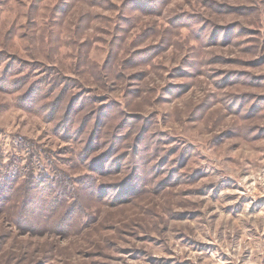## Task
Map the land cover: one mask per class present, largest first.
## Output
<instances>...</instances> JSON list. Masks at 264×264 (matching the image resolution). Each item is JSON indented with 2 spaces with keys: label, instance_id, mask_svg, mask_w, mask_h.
Segmentation results:
<instances>
[{
  "label": "rangeland",
  "instance_id": "rangeland-1",
  "mask_svg": "<svg viewBox=\"0 0 264 264\" xmlns=\"http://www.w3.org/2000/svg\"><path fill=\"white\" fill-rule=\"evenodd\" d=\"M79 92L93 104L76 114ZM106 105L103 141L143 134L140 194L117 203L83 189L119 192L135 137L106 177L91 176L74 137ZM124 118L135 124L118 130ZM10 164L21 178H66L81 218L55 204L5 208L0 264H264V0H0V166Z\"/></svg>",
  "mask_w": 264,
  "mask_h": 264
},
{
  "label": "trees",
  "instance_id": "trees-1",
  "mask_svg": "<svg viewBox=\"0 0 264 264\" xmlns=\"http://www.w3.org/2000/svg\"><path fill=\"white\" fill-rule=\"evenodd\" d=\"M66 91V90H64ZM86 93L79 92L78 94H75L73 96V99L70 101L69 109L75 108L73 113H80V112H87V110H81L83 107L87 106L88 104H93V99L86 97ZM61 99V98H59ZM99 101V100H97ZM78 105V107H76ZM110 105L102 106L96 111L95 113L93 111L88 112L87 117L81 122L79 125V128L74 132V137H80L76 141H83V148L81 151H79L78 156L84 155V158L86 159V163H88L89 170L91 171V176L94 177L93 175H96V172L98 175L101 177H106L109 173H112L118 169H121L122 166V161L126 160L127 155L126 154V146L125 144L133 137L134 141L132 144H130V148L135 151L134 156L137 158L136 162H134L135 166L131 170V174L129 177H132L130 180H124V182L121 184L122 189L115 193L114 190L109 191L108 188L102 187V189H98L99 185H95V188L93 189V184L91 186L85 187L86 189L85 192L90 191L89 195L85 194V197L88 199L90 197L91 200H98L97 202H100V200H109V201H116L119 202L121 201V197L123 199L125 198H130V199H135L139 194H140V179H141V162H142V156L139 152L138 149L142 146V136L143 134H132L130 136L124 135L122 137L116 138V136H112L111 140H104L102 139L101 135L103 133V130H105V127H108V131H110V128L108 126L110 122L109 116H105L104 114L107 113V110L109 109ZM56 110V107H55ZM89 110V109H88ZM73 113L71 114L70 111L64 114V118L62 119L63 122H61L59 128H64L65 137H70V131L73 129L72 125H70L73 121ZM75 114V115H76ZM96 117V118H95ZM95 118V128H92V119ZM141 122V120H140ZM153 122L151 121H144L142 130L143 133L147 131L146 127H150V125ZM127 124H130L132 126L135 123L129 122L127 119H123L121 121V126L118 130H120L123 127H126ZM136 127V126H135ZM134 127V128H135ZM116 130V129H115ZM135 135V136H133ZM83 136H86L84 140ZM111 141V142H109ZM108 147V150L99 156V152L103 150L104 148ZM151 150L152 148L149 147ZM152 151V150H151ZM96 153L98 156H93ZM155 157H159L160 152L155 150L152 152ZM121 154L117 160L114 158L116 155ZM161 159V165H166L167 162H169V156L165 154V156L162 157ZM72 164L75 163L74 159H72ZM159 166V167H160ZM92 167H98L99 169L96 168V170H93ZM154 167H156V164H154ZM95 173V174H93ZM21 172L19 171H14L12 164L7 165L5 167L0 166V213L7 207H16L17 209L21 210L20 215H30L32 213H37L40 211V209H46L49 205L55 204L56 206L53 208V211L57 212V208L62 209V215H64L63 211H68L70 209V213L74 214L72 217L78 218L79 215H77L78 211L76 208L78 207L79 210V203L77 204L76 202L78 199L74 196V200L71 202V204L68 206V202L66 200L70 198L73 199L71 196V193H74L76 190L73 188L74 186L69 185L67 182H60L65 180L66 178H60L59 181L53 182V178H46L43 177L41 174H36V172H31L28 177L21 178L20 177ZM96 178V177H95ZM69 179V178H68ZM67 180V179H66ZM83 180H87L88 182L92 180L90 176H83ZM170 180V178L168 179ZM167 180V181H168ZM128 181L130 182L128 184ZM132 181H136L137 184H133ZM51 182V183H49ZM53 183H57L58 189H60V192H55L53 194H47V191H53L54 187L51 185ZM87 183V182H86ZM127 184V185H126ZM115 189V188H111ZM15 190H20V192L23 194V199L22 203L18 201V204L14 203L11 204V201H14L15 198L13 197V194ZM87 190V191H86ZM34 194H38L39 196H35ZM32 195V199H31ZM54 196L52 200H50L49 197ZM38 200V201H37ZM95 200V201H96ZM130 200H125L124 203H128ZM66 202V203H65ZM18 205V206H17ZM30 205H35L33 210H28L27 213L25 212L27 209H29ZM21 208V209H20ZM8 209V208H7ZM67 209V210H65ZM61 213V212H58ZM84 213H82L83 215ZM63 217V216H61ZM71 217L68 216L67 220L68 222L72 223L74 219H70ZM81 217L77 219V221H80ZM63 219V218H62ZM61 219V220H62ZM30 218H26L24 222L26 224H30ZM67 220L64 219V222L59 225L62 229H64L65 222ZM25 224V225H26ZM26 231H30L32 228H29L26 226L24 228Z\"/></svg>",
  "mask_w": 264,
  "mask_h": 264
}]
</instances>
